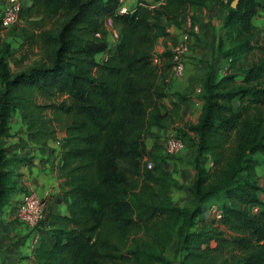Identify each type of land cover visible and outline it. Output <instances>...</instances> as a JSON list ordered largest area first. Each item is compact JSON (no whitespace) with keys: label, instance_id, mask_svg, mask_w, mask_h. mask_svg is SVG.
<instances>
[{"label":"trees","instance_id":"1","mask_svg":"<svg viewBox=\"0 0 264 264\" xmlns=\"http://www.w3.org/2000/svg\"><path fill=\"white\" fill-rule=\"evenodd\" d=\"M155 1L139 0L120 13V0H31L21 11L25 24L11 27L24 36L19 62L33 52L38 59L11 71L8 56L15 51L0 44V138L12 136L17 112L27 138L0 145V215L17 193L27 192L17 167L33 157L21 148L34 144L61 158L66 213L49 211L46 199L45 216L34 228L47 223L52 242L39 239L32 264H169L166 249L174 240L178 264H264L258 174L264 163V43L255 41L252 23L263 1L225 3L229 46L222 39L219 50L228 58L227 73L206 77L198 122H186L176 135L185 141L192 139L189 132L197 136L186 206L171 196L181 185L163 168L169 155L153 132L182 120L180 102L169 100L173 51H164L160 62L153 54L158 40L170 35L169 25L180 26L191 7L207 0ZM103 52L107 57L99 62ZM246 55H254L250 67L243 66ZM146 133L155 138L150 149ZM58 140L60 147L50 145ZM221 198L219 216L207 212L206 204Z\"/></svg>","mask_w":264,"mask_h":264},{"label":"crops","instance_id":"2","mask_svg":"<svg viewBox=\"0 0 264 264\" xmlns=\"http://www.w3.org/2000/svg\"><path fill=\"white\" fill-rule=\"evenodd\" d=\"M138 1L127 0V3L135 6ZM145 1L153 6L159 4L155 0ZM262 1L264 5V0ZM6 2L7 0H0V13ZM24 2L25 9H27L31 5V0H24ZM226 2L227 0H207L204 5L191 7L182 16L181 25H169L170 35L161 37L157 42L153 58L158 59L160 62V55L168 49L172 50L174 45L181 42L183 33H189L184 73L181 76L172 74L169 80V100L180 102L182 120L170 124L164 129L156 127L153 129V132L157 133L162 141L167 137L179 135V130L184 127L186 122L194 124L198 122L204 102L201 94L206 77L211 74L213 79L218 80L227 73L228 58L219 50L222 39L226 38L224 28V19L227 15ZM252 23L257 31L255 41L259 42L264 37V7L252 18ZM195 27L196 30H194ZM8 29L10 28L2 29L1 36ZM224 44L225 48H228V40L225 39ZM106 57L107 53L103 52L97 55V60L101 62ZM242 63L244 67H250L252 64L250 55L244 56ZM178 94L185 95V98L180 99ZM17 120L23 124L21 137L14 136L15 132L12 128L13 122H17ZM10 126L12 136L10 138H0V145H13L17 140L19 143L21 139H27L25 134L26 124L21 112H17L10 119ZM147 135L149 143L146 146L150 149L155 138L150 133H146L144 141ZM188 135L192 139L186 140L187 148L178 155L166 158L163 162V168L170 171L174 177V172H177L180 179L179 183L185 186V189L182 188L183 191H187L188 195L191 196L189 186L192 184L195 174L193 162L197 155V136L192 132H189ZM50 145L55 147L53 142ZM19 151L33 157L32 163L20 164L17 167V170L21 173L18 178L19 185L27 192L35 191L49 200V211L66 213V204L62 199L59 187L61 179L59 178L58 168L61 164V158L58 151L54 153H50L49 150L42 151L39 146L34 144H29L28 147L21 148ZM204 162L208 168L213 166V162L208 155L204 157ZM177 190L179 188H173L172 193ZM21 196L22 192L17 193L15 201L7 206L0 215V264H32V254L39 239L44 237L52 242L47 223L34 228L19 218L17 204ZM209 202L206 204L207 206L211 204ZM175 203L183 206L184 201L181 200Z\"/></svg>","mask_w":264,"mask_h":264},{"label":"built area","instance_id":"3","mask_svg":"<svg viewBox=\"0 0 264 264\" xmlns=\"http://www.w3.org/2000/svg\"><path fill=\"white\" fill-rule=\"evenodd\" d=\"M133 5L127 3V0H120L119 12L127 13L132 10ZM25 8L24 0H7L5 6L0 13V25L4 28H10L12 25L20 21L21 11ZM108 30L110 32V39L112 42H116L118 33L113 27L112 21L107 23ZM197 28L195 27L194 30ZM189 33H183L182 41L174 45L173 51V68L172 74L175 76H181L185 70V54L188 50ZM264 42V37H263ZM156 62L158 59L154 58ZM64 135L60 136L62 138ZM55 147H60V141L54 142ZM187 148V142L181 137L170 136L164 140V152L166 155H178ZM149 167H152V163H149ZM47 200L45 197L40 196L37 192H25L22 193L21 198L18 200L17 211L20 219L28 223L31 227H36L40 224L45 216L47 209ZM257 210V209H255ZM207 212L210 214H217L219 216V207L211 203L208 205Z\"/></svg>","mask_w":264,"mask_h":264},{"label":"rangeland","instance_id":"4","mask_svg":"<svg viewBox=\"0 0 264 264\" xmlns=\"http://www.w3.org/2000/svg\"><path fill=\"white\" fill-rule=\"evenodd\" d=\"M19 23H20V25H24L25 21L22 20ZM29 27H31L32 29H35V30H39L38 26L35 25V24H30ZM23 41H24L23 34L18 29L14 30L13 27H11L7 31H5L3 33V35L1 36V38H0V44L1 43H7V44L10 45L11 49L15 51V53L12 56H8V64H9V67H10L11 71L16 70L20 66L24 67V66L32 65L38 59V56H37L36 52H33L22 63L19 62V61L22 60V56H23V49H20L21 44L23 43ZM259 43H264L263 42V38L259 40ZM250 57H251V59H253L254 55H250ZM12 128H14L13 129L14 132H15L14 136L21 137V134L23 133V124H22V122L19 121V120H17V122H13ZM63 134L64 133L61 132L59 135L62 136ZM17 143H18V140L15 142V144H17ZM147 143H149L148 135L145 137V144H147ZM169 157L170 156H168V158ZM259 167H258L259 181H260L261 186H263V188H264V163L259 165ZM174 174H175V177L178 180L174 176L173 177L179 183L180 179H179L178 173L174 172ZM179 185H181V188L178 187V186H176L174 188H179L180 191L177 190L175 193L171 192V196H172L173 200H175V202L178 203L179 201L183 200L184 201L183 206L189 205L191 196L188 195L187 191H183V189H185L184 185H182L180 183H179ZM262 197H264V195ZM223 199L224 198H221V201H220V199L219 200L218 199L210 200L209 203H214V204H216L219 207V205L223 201ZM175 248H176V240H174L173 243L166 249V255L171 260V262L169 264H178L179 263L180 256H176L175 255Z\"/></svg>","mask_w":264,"mask_h":264},{"label":"water","instance_id":"5","mask_svg":"<svg viewBox=\"0 0 264 264\" xmlns=\"http://www.w3.org/2000/svg\"><path fill=\"white\" fill-rule=\"evenodd\" d=\"M237 3H238V0H234L233 3H232V6L233 7H236L237 6Z\"/></svg>","mask_w":264,"mask_h":264}]
</instances>
